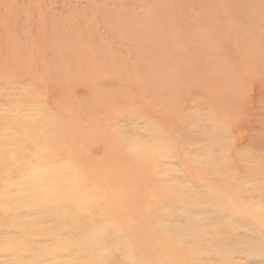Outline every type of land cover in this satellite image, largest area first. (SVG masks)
I'll list each match as a JSON object with an SVG mask.
<instances>
[{
    "label": "rangeland",
    "instance_id": "obj_1",
    "mask_svg": "<svg viewBox=\"0 0 264 264\" xmlns=\"http://www.w3.org/2000/svg\"><path fill=\"white\" fill-rule=\"evenodd\" d=\"M213 197L264 205V0H0V264H194Z\"/></svg>",
    "mask_w": 264,
    "mask_h": 264
},
{
    "label": "bare ground",
    "instance_id": "obj_2",
    "mask_svg": "<svg viewBox=\"0 0 264 264\" xmlns=\"http://www.w3.org/2000/svg\"><path fill=\"white\" fill-rule=\"evenodd\" d=\"M254 22L259 27L257 20ZM49 177L54 178L52 183L47 184ZM33 180L35 182V195L41 193L44 199L51 203L54 213L61 215L56 228L51 232V236L57 237L61 230L71 231L78 226L92 225L89 209L75 201L78 200V196L72 192L70 193L72 196L66 195L67 190L61 186L65 180L64 176L59 173L48 172L45 174L39 172L34 175ZM67 197L74 200L69 202ZM254 200L257 201L258 199L213 197L212 203H215L219 208L215 209L209 216L210 219H213L209 228L204 230L198 220H195L190 228L182 227L179 224L173 226L180 235L186 231L192 233L194 264H264V205L253 203ZM259 200L264 203V198H259ZM67 211L70 212V221H67V217L64 216ZM195 212L198 213V211ZM108 231L110 230L105 229L98 234H105ZM84 235H86V231L77 236L74 244L83 250L93 252L97 242L94 245L90 243L85 245ZM91 238H93L92 235ZM102 238L100 240H109L110 237L104 235ZM69 245L70 242L63 241L60 246L65 251ZM142 245L139 244L138 249L139 247L144 249ZM134 253L138 254L137 252ZM89 255V252L81 254L79 261L89 264L92 263V259L97 258L92 256L93 258L89 260Z\"/></svg>",
    "mask_w": 264,
    "mask_h": 264
}]
</instances>
